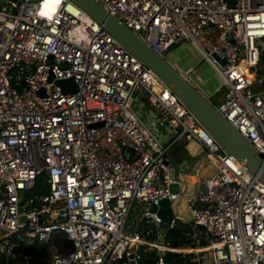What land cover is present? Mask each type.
Returning <instances> with one entry per match:
<instances>
[{
    "label": "built area",
    "instance_id": "built-area-1",
    "mask_svg": "<svg viewBox=\"0 0 264 264\" xmlns=\"http://www.w3.org/2000/svg\"><path fill=\"white\" fill-rule=\"evenodd\" d=\"M42 1L0 4V253L61 232L70 249L46 264H139L145 250L155 264L166 253L263 264L264 183L100 22L70 0ZM93 2L160 57L191 44L224 88L215 109L264 164V0ZM137 93L172 140L195 141L215 170L186 198L182 245L166 239L177 218L163 227L157 214L178 198V181L167 145L129 106Z\"/></svg>",
    "mask_w": 264,
    "mask_h": 264
},
{
    "label": "water",
    "instance_id": "water-1",
    "mask_svg": "<svg viewBox=\"0 0 264 264\" xmlns=\"http://www.w3.org/2000/svg\"><path fill=\"white\" fill-rule=\"evenodd\" d=\"M14 1V0H12ZM94 20L100 22L103 28L127 49L139 62L150 70L157 78L176 94L177 98L197 118L221 148L231 154L237 161L242 162L247 172L256 175L264 183V164L261 154L255 153L254 148L218 113L215 107L202 96L179 72L174 70L162 57L153 52L136 33L114 16L109 15L106 9L93 0H70ZM2 0H0V4ZM71 83V79L60 80L59 84ZM75 90L73 84L69 92ZM172 188L176 185H171ZM204 191L203 186L198 187ZM153 206L149 209L153 210ZM157 214L162 219V226L172 216L169 201L159 202ZM164 264H168L164 259ZM264 264V263H263Z\"/></svg>",
    "mask_w": 264,
    "mask_h": 264
},
{
    "label": "crops",
    "instance_id": "crops-1",
    "mask_svg": "<svg viewBox=\"0 0 264 264\" xmlns=\"http://www.w3.org/2000/svg\"><path fill=\"white\" fill-rule=\"evenodd\" d=\"M176 63L179 66L176 71L186 77L187 81L214 107L223 100L224 88L220 86L219 77L197 52L190 55L188 59ZM131 99L133 105H136L135 110L130 107L131 110L161 144L167 145L166 158L169 164V175L178 181V185L172 188L174 192H178V198L169 202V207L172 215L177 218V225L185 226L189 219L186 211V198L198 190L197 181L200 178L213 175L214 167L206 161L201 148L195 141L183 136L172 140L167 125L146 104L142 95L137 93Z\"/></svg>",
    "mask_w": 264,
    "mask_h": 264
},
{
    "label": "trees",
    "instance_id": "trees-1",
    "mask_svg": "<svg viewBox=\"0 0 264 264\" xmlns=\"http://www.w3.org/2000/svg\"><path fill=\"white\" fill-rule=\"evenodd\" d=\"M36 181H39V178ZM187 230V225H177L175 229L166 231V239L173 246L182 245L184 233ZM50 247L56 252H65L70 249V243L63 233L58 232L45 243L35 245L20 244L13 250V255L10 257H5L3 253H0V264H46L49 261L47 259ZM164 256L168 264H194L187 255L166 253ZM139 264H155L154 253L148 250L143 251Z\"/></svg>",
    "mask_w": 264,
    "mask_h": 264
},
{
    "label": "rangeland",
    "instance_id": "rangeland-1",
    "mask_svg": "<svg viewBox=\"0 0 264 264\" xmlns=\"http://www.w3.org/2000/svg\"><path fill=\"white\" fill-rule=\"evenodd\" d=\"M191 45V44H190ZM188 45V43L186 44L184 41L179 42L178 44L174 45L173 47H171L168 52H166L163 55V59L174 69L177 70L179 69L178 64L176 63L177 61L180 60H184V59H188L190 55H193L195 52V49L193 48V46ZM129 106L134 109L133 105V100L131 99L129 101ZM133 211L130 213L129 217H128V222H130V220L133 218ZM132 231V229L130 230ZM54 253H57L53 248H49V256L48 259H50L51 255H53Z\"/></svg>",
    "mask_w": 264,
    "mask_h": 264
},
{
    "label": "bare ground",
    "instance_id": "bare-ground-1",
    "mask_svg": "<svg viewBox=\"0 0 264 264\" xmlns=\"http://www.w3.org/2000/svg\"><path fill=\"white\" fill-rule=\"evenodd\" d=\"M50 1H54V0H43L42 3L46 4V3L50 2Z\"/></svg>",
    "mask_w": 264,
    "mask_h": 264
}]
</instances>
